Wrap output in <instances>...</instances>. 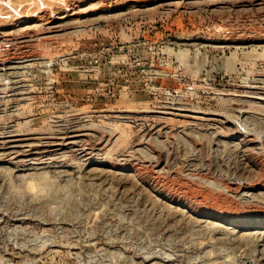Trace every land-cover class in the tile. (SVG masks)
<instances>
[{
  "label": "rangeland",
  "instance_id": "1",
  "mask_svg": "<svg viewBox=\"0 0 264 264\" xmlns=\"http://www.w3.org/2000/svg\"><path fill=\"white\" fill-rule=\"evenodd\" d=\"M7 1L0 264H264V0Z\"/></svg>",
  "mask_w": 264,
  "mask_h": 264
},
{
  "label": "bare ground",
  "instance_id": "2",
  "mask_svg": "<svg viewBox=\"0 0 264 264\" xmlns=\"http://www.w3.org/2000/svg\"><path fill=\"white\" fill-rule=\"evenodd\" d=\"M7 4L10 6L11 5V2L8 0L7 1ZM1 6V5H0ZM48 138V137H47ZM46 151V150H45Z\"/></svg>",
  "mask_w": 264,
  "mask_h": 264
}]
</instances>
